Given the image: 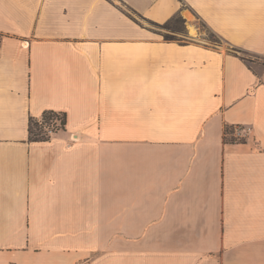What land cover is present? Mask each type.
<instances>
[{
    "label": "crops",
    "instance_id": "obj_1",
    "mask_svg": "<svg viewBox=\"0 0 264 264\" xmlns=\"http://www.w3.org/2000/svg\"><path fill=\"white\" fill-rule=\"evenodd\" d=\"M263 64L264 0H0V264H264Z\"/></svg>",
    "mask_w": 264,
    "mask_h": 264
},
{
    "label": "trees",
    "instance_id": "obj_2",
    "mask_svg": "<svg viewBox=\"0 0 264 264\" xmlns=\"http://www.w3.org/2000/svg\"><path fill=\"white\" fill-rule=\"evenodd\" d=\"M173 22L181 23V25H184L185 23V21L179 15H175L174 17L169 19L164 24L158 25V26L165 27ZM183 29H184V26H183ZM165 41H168V39H165ZM241 59L245 61V63L250 69L253 68L252 64L254 63V60L245 58V57H241ZM263 67H264V64H263ZM61 115H62L61 126L63 130L65 127V115L64 114H61ZM56 116H57L56 112L45 111L42 113V115L39 118L30 117L28 120V127H27L29 141H32V142L48 141L49 136L44 131V127L47 122H49ZM242 128H243L242 126H225L223 130V142L231 143V144L245 143L246 137H235L234 135L235 129H242Z\"/></svg>",
    "mask_w": 264,
    "mask_h": 264
},
{
    "label": "rangeland",
    "instance_id": "obj_3",
    "mask_svg": "<svg viewBox=\"0 0 264 264\" xmlns=\"http://www.w3.org/2000/svg\"><path fill=\"white\" fill-rule=\"evenodd\" d=\"M132 16V15H131ZM193 22V24L197 27V30L202 34L206 40H208L210 43L216 44L219 42L217 37L213 35L209 30L206 28V26L198 20L195 16H189V20H187L184 25H181V23H171L168 26L161 27L154 25L152 23H148L146 21H143L141 19V24L147 26L148 28L154 30L157 34L161 36L163 40L168 39V41H176V42H186L189 41V36L187 34V23ZM184 26V29H183ZM197 31V32H198ZM168 37V38H167ZM251 59V57H249ZM254 60V59H252ZM255 61V60H254ZM257 69L259 68L258 65L254 66Z\"/></svg>",
    "mask_w": 264,
    "mask_h": 264
},
{
    "label": "built area",
    "instance_id": "obj_4",
    "mask_svg": "<svg viewBox=\"0 0 264 264\" xmlns=\"http://www.w3.org/2000/svg\"><path fill=\"white\" fill-rule=\"evenodd\" d=\"M57 116L54 117L52 120L47 122L44 127V131L46 134L49 136V139L55 135L57 132L62 130L61 126V120H62V115L61 113H56ZM245 129H235L234 135L235 137H245L244 135Z\"/></svg>",
    "mask_w": 264,
    "mask_h": 264
},
{
    "label": "bare ground",
    "instance_id": "obj_5",
    "mask_svg": "<svg viewBox=\"0 0 264 264\" xmlns=\"http://www.w3.org/2000/svg\"><path fill=\"white\" fill-rule=\"evenodd\" d=\"M188 31H189L190 35L195 36V37L197 36V31H196L194 26L188 25Z\"/></svg>",
    "mask_w": 264,
    "mask_h": 264
}]
</instances>
